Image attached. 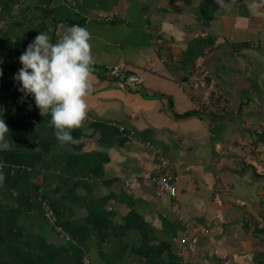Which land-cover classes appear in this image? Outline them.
Masks as SVG:
<instances>
[{
  "label": "crops",
  "instance_id": "obj_1",
  "mask_svg": "<svg viewBox=\"0 0 264 264\" xmlns=\"http://www.w3.org/2000/svg\"><path fill=\"white\" fill-rule=\"evenodd\" d=\"M224 4L0 0V118L14 144L0 151V264H264V0ZM61 25L87 28L95 61L77 145H60L14 80L28 44L40 32L56 43ZM114 66L132 87L104 76ZM156 151L188 176L174 198L124 182Z\"/></svg>",
  "mask_w": 264,
  "mask_h": 264
},
{
  "label": "clouds",
  "instance_id": "obj_2",
  "mask_svg": "<svg viewBox=\"0 0 264 264\" xmlns=\"http://www.w3.org/2000/svg\"><path fill=\"white\" fill-rule=\"evenodd\" d=\"M215 2L226 7L224 0H215ZM90 41L91 34L86 27L73 25L70 29L64 30L56 43L50 42V36L47 33L40 32L19 56L22 67L14 76V80L20 85L19 91L25 96L31 95L34 98L35 105L42 116L45 113L50 114L49 126L54 128V136L61 146L80 143L79 139L74 138L71 133L81 128L88 116L87 97L93 90L92 77L95 62ZM125 79L132 83L126 76ZM203 79L196 80L207 84ZM181 85L186 88L197 87L195 81L191 79L185 80ZM210 97L213 98L210 99ZM209 99L208 105H215L218 101L214 93L207 94L205 102ZM7 133L9 128L4 119L0 118V151H9L14 147L13 141L6 138ZM146 143L149 142H142L145 150L149 151L145 146ZM186 178L188 179V176ZM3 180L4 176L0 173V183ZM176 196L177 193L170 197Z\"/></svg>",
  "mask_w": 264,
  "mask_h": 264
},
{
  "label": "built area",
  "instance_id": "obj_3",
  "mask_svg": "<svg viewBox=\"0 0 264 264\" xmlns=\"http://www.w3.org/2000/svg\"><path fill=\"white\" fill-rule=\"evenodd\" d=\"M104 76L109 80L117 82L120 87L133 86L132 83L125 79L124 71L121 66L107 68L104 72ZM119 131L123 134V136L130 137V135H132V133L126 134L124 127H120ZM145 146L149 151H154V147L150 143H146ZM156 153L158 164L154 168L145 170L140 174H136L131 178L125 180L124 182L126 184H148L154 186L156 190H158L162 194L164 193L169 196H175L177 193L178 184L183 181L186 176L173 175L171 172H169L166 161L158 154V151H156ZM41 206L44 218L52 222V224L54 223V231L64 239L68 240V235L55 224L56 215L53 210L45 202H42ZM182 242H184V240H182ZM84 264H88V261L85 260Z\"/></svg>",
  "mask_w": 264,
  "mask_h": 264
},
{
  "label": "trees",
  "instance_id": "obj_4",
  "mask_svg": "<svg viewBox=\"0 0 264 264\" xmlns=\"http://www.w3.org/2000/svg\"><path fill=\"white\" fill-rule=\"evenodd\" d=\"M211 98H213V97H210V99ZM217 102L215 105L212 104V105H209V107H208V112L210 113V115L212 116L213 119L219 118L222 115V112H220L222 110L218 109L219 103H217ZM225 106H226V103H225ZM194 114H196L195 111L192 112V115H194ZM189 115H191V114L189 113Z\"/></svg>",
  "mask_w": 264,
  "mask_h": 264
},
{
  "label": "water",
  "instance_id": "obj_5",
  "mask_svg": "<svg viewBox=\"0 0 264 264\" xmlns=\"http://www.w3.org/2000/svg\"><path fill=\"white\" fill-rule=\"evenodd\" d=\"M58 29H59L60 34H61V36H62L64 30H65V29H68V27H67L66 25H61V26H59ZM125 76H126L129 80H132V78L134 79V77H135V76H133L132 74H127V73H125Z\"/></svg>",
  "mask_w": 264,
  "mask_h": 264
}]
</instances>
